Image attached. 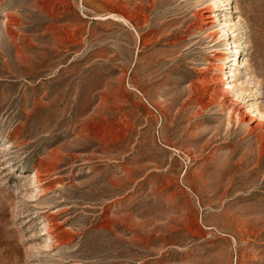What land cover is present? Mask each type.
<instances>
[{
  "label": "rangeland",
  "instance_id": "374dc122",
  "mask_svg": "<svg viewBox=\"0 0 264 264\" xmlns=\"http://www.w3.org/2000/svg\"><path fill=\"white\" fill-rule=\"evenodd\" d=\"M0 264H264V0H0Z\"/></svg>",
  "mask_w": 264,
  "mask_h": 264
},
{
  "label": "bare ground",
  "instance_id": "6f19581e",
  "mask_svg": "<svg viewBox=\"0 0 264 264\" xmlns=\"http://www.w3.org/2000/svg\"><path fill=\"white\" fill-rule=\"evenodd\" d=\"M204 82V81H203ZM215 94V93H214ZM214 97V96H213ZM213 99V98H212ZM212 101V100H211ZM215 102V101H214ZM206 105H208V102H207V104ZM210 105V104H209ZM232 111V110H231ZM257 130V129H256ZM254 131V130H253ZM261 140V139H260ZM34 177L36 178V175H34Z\"/></svg>",
  "mask_w": 264,
  "mask_h": 264
}]
</instances>
